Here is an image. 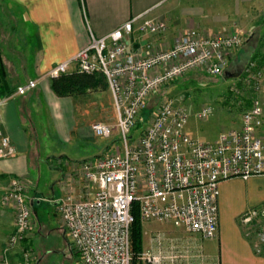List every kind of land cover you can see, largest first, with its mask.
<instances>
[{"label": "built area", "instance_id": "2783aa9c", "mask_svg": "<svg viewBox=\"0 0 264 264\" xmlns=\"http://www.w3.org/2000/svg\"><path fill=\"white\" fill-rule=\"evenodd\" d=\"M167 27L165 19L145 12L103 36L91 32L84 47L45 74L52 78L68 73L71 64L77 72L101 74L116 110L115 124L93 122L91 129L98 137L116 133L119 143L80 164L83 193H64L57 199L63 231L82 264H131L135 202L141 221L174 222L212 239L218 231L220 182L264 175L263 69L254 71L255 61H246L240 71L243 85L254 94L249 106L242 110L239 124L220 132L213 142L188 134L187 108L162 93L165 86L192 72L222 75L230 57L243 46V33L207 36L190 28L171 44L155 42ZM134 33L143 40L137 47L129 42ZM36 85V79L29 80L15 93L22 95ZM158 93L162 94L148 122L135 133L149 100ZM212 110L205 104L195 116L205 119ZM15 153L9 137L0 133V159ZM27 190L24 179L11 177L1 196L13 211L14 230L4 243L0 264H34L28 243L34 215ZM240 222L255 231L259 252L264 246V206L246 209ZM141 257L149 264L175 260L150 249L143 250Z\"/></svg>", "mask_w": 264, "mask_h": 264}, {"label": "crops", "instance_id": "0c3cea01", "mask_svg": "<svg viewBox=\"0 0 264 264\" xmlns=\"http://www.w3.org/2000/svg\"><path fill=\"white\" fill-rule=\"evenodd\" d=\"M260 4L264 0H0V59L4 71L0 72V133L16 148L14 156L0 159V257L14 230L13 211L1 201L11 177L26 181V197L34 218L40 208L55 217L61 195L84 192L80 164L91 158L73 156L64 146L72 136L88 140L87 135H93V122L78 119L75 100L99 89L58 96L50 87L51 78L45 76L51 67L84 47L91 32L103 36L145 12L150 16H159L161 11L167 15V31L155 42L171 44L179 34L196 28L207 36L229 29L239 31L247 43L259 24ZM142 41L137 33L129 40L133 47ZM245 44L229 62H246L249 52L243 51ZM242 52L244 55H240ZM74 71L76 67L71 64L68 73ZM34 79L35 88L22 95L15 93L17 86ZM104 90L109 92L108 88ZM42 113L49 130L42 131L44 138H35L33 133L45 127L34 120ZM256 206H264V175L224 180L219 185L218 231L214 238L203 239L174 222L142 221L143 250L173 256L174 264H264V246L256 251L255 232L240 222L242 213Z\"/></svg>", "mask_w": 264, "mask_h": 264}, {"label": "rangeland", "instance_id": "374dc122", "mask_svg": "<svg viewBox=\"0 0 264 264\" xmlns=\"http://www.w3.org/2000/svg\"><path fill=\"white\" fill-rule=\"evenodd\" d=\"M257 9L259 24L254 28L253 36L244 46L245 51L249 54L252 53L253 46L256 47L259 38L264 42V4H260ZM159 13H161L159 18L162 20L167 17L162 11ZM243 20L245 21V18ZM244 65L245 62L242 61L238 63L228 62L224 67L225 72L220 76H209L199 71L192 72L163 89L162 93H166L169 98L187 108L189 119L186 132L188 134L204 141H214L220 132L234 128L239 124L243 108L246 107L247 101H250L254 96L253 92L243 85V82L239 84L240 78L237 76ZM226 73H228V77H225ZM261 92L264 94V68L261 78ZM162 93L156 94L149 100L146 107L148 108L146 117L141 115L140 120L143 123L141 128L148 122V117L154 110L155 101ZM205 104H210L213 110L207 118L199 120L195 115H197L199 108ZM75 107L76 115L81 122L107 124H115L116 122V110L110 91L98 90L77 97ZM35 118L34 120L40 121L45 127L43 129L38 128L37 132L33 133V137L44 138L42 131L49 130L46 129L45 125V113H42L41 118L39 115ZM141 128L135 129V133H138ZM93 135H87L88 140H80L72 136L71 142L67 143L64 148L69 150L73 156L82 154L93 158L97 152H100L99 154L107 153L112 150L113 147L111 146L119 143L116 133L110 137ZM90 136L92 137L90 138ZM53 146H57V144H53ZM55 211L57 214L54 217L49 210L42 211L40 208L36 216L38 220L36 217L34 218L33 229L30 234L34 264H82L79 255L72 248L67 234L63 231L58 210L55 209ZM44 216L46 220H44ZM143 248L142 242V250L135 255L134 264H147L141 257Z\"/></svg>", "mask_w": 264, "mask_h": 264}, {"label": "trees", "instance_id": "16d2710c", "mask_svg": "<svg viewBox=\"0 0 264 264\" xmlns=\"http://www.w3.org/2000/svg\"><path fill=\"white\" fill-rule=\"evenodd\" d=\"M261 40L262 39L258 40L256 47L255 45L253 46L252 53L248 54V57L246 59V61L256 62V68L254 69V71H257L260 68L262 69L264 68V42ZM245 43L246 41H244L243 44ZM243 51H245V48ZM241 54L244 55V52L240 53V55ZM0 72L1 74H4L1 59H0ZM241 75L242 74H240L239 76L241 78L239 84H242V79L244 77V76L241 77ZM173 83L165 86V88L172 85ZM50 87L53 90V92L58 96H77V95L84 94L91 90H97V89L104 90L107 88V85L105 83L103 76L99 73L88 74V73L74 71V72L65 73V74L52 77L50 80ZM249 103L250 101H247L246 107L249 106ZM147 110L148 108H145L142 115L145 116V114H147L146 112ZM141 124H143L142 121L141 122L139 121L137 124V127L141 128L140 127L142 126ZM132 214H133V221H132L131 228H130V240H131V251H132L131 264H134L135 255L142 250V226H141V220L139 216L137 202H135L132 206ZM28 243L31 244L30 239Z\"/></svg>", "mask_w": 264, "mask_h": 264}, {"label": "water", "instance_id": "95a60500", "mask_svg": "<svg viewBox=\"0 0 264 264\" xmlns=\"http://www.w3.org/2000/svg\"><path fill=\"white\" fill-rule=\"evenodd\" d=\"M225 77H228V73L225 74Z\"/></svg>", "mask_w": 264, "mask_h": 264}]
</instances>
